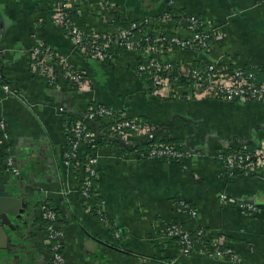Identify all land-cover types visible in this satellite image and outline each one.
Instances as JSON below:
<instances>
[{
  "label": "crops",
  "instance_id": "0c3cea01",
  "mask_svg": "<svg viewBox=\"0 0 264 264\" xmlns=\"http://www.w3.org/2000/svg\"><path fill=\"white\" fill-rule=\"evenodd\" d=\"M112 1L126 21L157 16L170 4L177 12L197 15L217 28L210 58H221L257 77L264 73V9L256 0ZM54 4L0 0V72L3 82L17 92L9 96L0 88V120L9 135L6 142L0 132V264H49L39 224L42 204L57 213L68 264H230L205 253L182 255L178 241L165 237L166 227L175 222L190 232L201 230L234 251L236 264H264V168L226 178L215 159L220 151L259 148L264 140V100H162L135 73V55L118 52L114 61L105 63L80 56L63 32L50 24ZM76 9L81 12L76 16L79 26L105 30L84 3ZM38 40L84 70L92 91L58 90L34 77L29 50ZM174 60L195 59L181 52ZM93 102L156 129L150 140H122L90 123L100 143L94 192L104 202L107 225L83 206L80 173L62 161L66 118H83ZM239 116L246 128L241 119L236 129L231 123L217 124L218 118L235 122ZM152 142H170L185 154L184 161H137L135 152ZM9 157L17 175L4 170ZM180 203L194 215L180 210ZM242 203L259 211L250 214L240 208Z\"/></svg>",
  "mask_w": 264,
  "mask_h": 264
},
{
  "label": "built area",
  "instance_id": "2783aa9c",
  "mask_svg": "<svg viewBox=\"0 0 264 264\" xmlns=\"http://www.w3.org/2000/svg\"><path fill=\"white\" fill-rule=\"evenodd\" d=\"M80 2L105 25L104 31L89 30L78 25L76 16H81V12L76 6ZM256 5L264 9V0H256ZM117 21L127 26H117ZM50 24L62 31L73 49L86 59L105 63L114 61L118 52L135 55V73L139 77L146 76L150 82L151 93L162 100H218L224 103L264 100V73L257 77L243 68L224 63L221 58H210L213 39L218 35L217 28L207 26L197 15L177 12L171 4L157 16L126 21L121 18L116 4L111 0H97L92 5L88 4V0H58L54 4ZM181 52L189 53L195 60L177 62L174 57ZM29 71L49 87L58 90L81 93L92 91L91 81L84 70L75 66L67 55L59 53L40 40L29 50ZM0 88L9 96L17 95L14 89L3 82L1 72ZM58 111L65 113L62 107ZM90 123L104 126L111 137L122 140L144 137L150 140L156 129L123 111L96 102L88 106L83 118L65 121L67 148L63 152V165L80 173L79 195L83 206L107 225L103 213L104 202L100 201L94 211L86 202L91 197L93 181L98 177L100 148ZM0 132L7 142L9 135L2 120ZM134 158L137 161L178 162L184 161L185 154L173 145L154 143L147 148L138 149ZM215 159L219 162L221 175L226 178L259 167L264 168V140L257 150L248 151L241 147L230 153L220 151L216 153ZM4 170L18 174L10 157L5 161ZM179 208L194 215L184 203H180ZM240 208L250 214L259 211L249 203H242ZM39 218L49 223L42 240L49 251V264H68L62 254L63 234L57 228V213L48 204H42ZM189 232L175 222L166 227L165 237L178 239L182 255L199 252L210 257L227 259L230 264L238 262L234 251L207 238L205 232L194 231L195 238ZM196 240L202 241L204 248L195 250Z\"/></svg>",
  "mask_w": 264,
  "mask_h": 264
},
{
  "label": "trees",
  "instance_id": "16d2710c",
  "mask_svg": "<svg viewBox=\"0 0 264 264\" xmlns=\"http://www.w3.org/2000/svg\"><path fill=\"white\" fill-rule=\"evenodd\" d=\"M56 1H58V0H54V3H56ZM97 0H95V2H96ZM112 1V0H111ZM51 9H52V12H51V15L53 14V11H54V6L53 7H51ZM116 25L118 26H123V27H126L127 25L126 24H121L120 22H118L117 21V23H116ZM141 77H143V78H145L147 81H148V79H147V77L146 76H141ZM148 83L150 84V82L148 81ZM69 119H74V117H70V116H68L67 118H66V120H69ZM98 143V145L100 146V143L99 142H97ZM154 143H156V142H152V143H149V145H151V144H154ZM163 143V142H162ZM164 144H170V142H164ZM148 145V146H149ZM146 146V147H145ZM147 145H144V146H142L143 148H147L148 147ZM179 148V147H178ZM180 149V148H179ZM248 151H254V150H252V149H248ZM227 152V151H226ZM218 162V161H217ZM218 164H219V162H218ZM94 184H95V180L93 181V185H92V189L90 190L91 191V197L86 201L87 202V205L94 211L97 207H98V204L100 203V199L97 197V195H96V193L94 192ZM39 224L41 225V227H42V230H43V233L44 234H46V229H47V226H48V222H46V221H42V220H39ZM189 235L192 237V238H195V236H194V233L193 232H189ZM172 240L174 241V240H177L178 241V239H176V238H172ZM202 249V248H204V243L202 242V241H200V240H196L195 241V250H199V249Z\"/></svg>",
  "mask_w": 264,
  "mask_h": 264
},
{
  "label": "rangeland",
  "instance_id": "374dc122",
  "mask_svg": "<svg viewBox=\"0 0 264 264\" xmlns=\"http://www.w3.org/2000/svg\"><path fill=\"white\" fill-rule=\"evenodd\" d=\"M239 117H240V118H239ZM239 117H235V122H233V120L231 121V119H229V118H227V117H224V118H218V119H217V124L219 123V125H221L223 122H225V123H227V124L231 123L232 128H233V129H236L237 125L241 124V123H242V120H243L241 116H239ZM246 117H247V116H244V122H246V121H245ZM205 118H206V117H205ZM238 119H241V123H240V121H238ZM242 126H244V127L246 128V123H242ZM245 128H244V129H245Z\"/></svg>",
  "mask_w": 264,
  "mask_h": 264
},
{
  "label": "water",
  "instance_id": "95a60500",
  "mask_svg": "<svg viewBox=\"0 0 264 264\" xmlns=\"http://www.w3.org/2000/svg\"><path fill=\"white\" fill-rule=\"evenodd\" d=\"M19 220V218H17V221ZM4 221L6 222V220L4 219Z\"/></svg>",
  "mask_w": 264,
  "mask_h": 264
}]
</instances>
